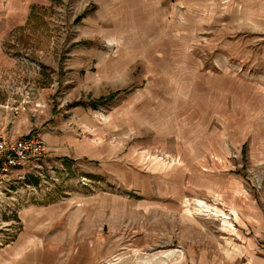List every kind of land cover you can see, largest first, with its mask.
Masks as SVG:
<instances>
[{
	"label": "rangeland",
	"instance_id": "1",
	"mask_svg": "<svg viewBox=\"0 0 264 264\" xmlns=\"http://www.w3.org/2000/svg\"><path fill=\"white\" fill-rule=\"evenodd\" d=\"M21 2L0 0V114L46 155L0 190V264L260 258L264 0Z\"/></svg>",
	"mask_w": 264,
	"mask_h": 264
},
{
	"label": "built area",
	"instance_id": "2",
	"mask_svg": "<svg viewBox=\"0 0 264 264\" xmlns=\"http://www.w3.org/2000/svg\"><path fill=\"white\" fill-rule=\"evenodd\" d=\"M15 40V38H14ZM46 155V144L39 136L31 139H10L0 133V190L14 171L40 162Z\"/></svg>",
	"mask_w": 264,
	"mask_h": 264
},
{
	"label": "crops",
	"instance_id": "3",
	"mask_svg": "<svg viewBox=\"0 0 264 264\" xmlns=\"http://www.w3.org/2000/svg\"><path fill=\"white\" fill-rule=\"evenodd\" d=\"M28 5H29L28 0H25V2L22 3L21 8L16 6L17 9L14 8L13 10H16L19 12H21V11L28 12ZM23 6H25V7L23 8ZM6 36H7V33L3 34V36L2 35L0 36V58L4 57L3 51H2L3 50L2 44H3ZM7 61H8L7 65H0V72L6 71L9 67L13 66L11 61H9V60H7ZM0 82H3V81L0 80ZM9 95H10L9 92H7V91L3 92V94L0 96V107L8 106V105H10L11 102H14L13 99L10 98ZM22 118H23V115H21V114H19L18 116L10 114V113L0 114V133L3 134L4 136L8 137V138L16 139L18 135H17V133L14 134L13 130L11 131L12 128L9 126V124H11L12 122H14L16 124L20 123ZM16 172H20V170L14 171V173H16ZM4 185H6L5 181L3 182V187L1 189L4 188ZM9 193L15 194L16 192H9ZM16 198H17L16 196H11L9 199L15 200V202H17L18 200ZM25 203H26V205L29 204L28 200H26ZM12 205L16 206L15 203ZM40 210L41 209L35 208V206H33V207L31 206V207H29V209H26L24 214H25V216L27 214L28 215L29 214H35L36 212H39ZM21 247H22V244H19L18 249H20V251L23 250V249H21ZM26 249H24V250H26ZM260 252L262 254L260 256V258L259 257H253V260L250 261L249 264H264V251H260Z\"/></svg>",
	"mask_w": 264,
	"mask_h": 264
},
{
	"label": "trees",
	"instance_id": "4",
	"mask_svg": "<svg viewBox=\"0 0 264 264\" xmlns=\"http://www.w3.org/2000/svg\"><path fill=\"white\" fill-rule=\"evenodd\" d=\"M118 94L119 93H114V94L109 95L108 97H102L98 99L94 104L101 105V106L106 105L109 102H111L116 96H118Z\"/></svg>",
	"mask_w": 264,
	"mask_h": 264
}]
</instances>
